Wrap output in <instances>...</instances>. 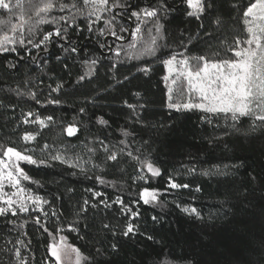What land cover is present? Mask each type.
Instances as JSON below:
<instances>
[{
    "label": "trees",
    "instance_id": "obj_1",
    "mask_svg": "<svg viewBox=\"0 0 264 264\" xmlns=\"http://www.w3.org/2000/svg\"><path fill=\"white\" fill-rule=\"evenodd\" d=\"M118 2L122 6L103 13L89 31L95 17L87 16L91 9L83 0H54L57 7L46 18L65 20L39 25L35 35L26 37L39 42L45 32L68 27L75 17L67 39L53 37L40 49L25 44L17 45L16 52H0V152L10 146L46 161L45 165L21 162L30 177L21 182L32 195L49 201L44 212L30 208L18 216H0V264H16L17 247L28 264H56L48 246L60 236L66 245L79 249L81 264H264V127L258 122L254 126L252 117L233 121L223 114L169 108L163 64L174 53L233 58L229 49L236 47L235 38H247L241 15L249 0H211L213 10L199 20L187 15L184 0H164L167 14L141 25L145 31L136 42L138 59L125 55L131 51L130 23L132 32L140 23L132 12L157 7L161 0ZM11 3L15 6L16 0ZM22 4L24 18L31 16L34 23L40 0ZM61 4L68 7L62 11ZM19 16L15 8L0 9V21L18 23ZM113 16L111 30L124 40L110 38L104 21ZM217 18L221 24L214 22ZM157 24L162 25L160 33L155 32ZM152 36L157 38L155 55L142 54V44ZM117 49H122L119 56ZM143 68L150 70L145 74ZM57 84L61 90L51 92ZM32 92L40 104L29 95ZM50 99L60 102L47 103ZM29 111L53 120H46L44 128L26 124ZM101 118L106 123H100ZM69 126L78 129L72 136L66 132ZM26 132L38 133L36 139L25 142ZM58 153L68 163L51 160ZM112 153L117 161L107 159ZM145 161L159 168L161 175L151 177ZM170 176L190 187L169 188ZM145 187L158 190V201L133 204ZM117 197L140 215L134 220L123 215L114 203ZM100 200L111 207L105 208ZM85 207L87 211H81ZM184 207H195L200 218L182 211ZM36 215L41 216L40 225L34 222ZM129 222L138 232L125 237L122 231Z\"/></svg>",
    "mask_w": 264,
    "mask_h": 264
},
{
    "label": "snow or ice",
    "instance_id": "obj_2",
    "mask_svg": "<svg viewBox=\"0 0 264 264\" xmlns=\"http://www.w3.org/2000/svg\"><path fill=\"white\" fill-rule=\"evenodd\" d=\"M187 4L189 11L187 15L190 17H196L198 20L201 18L202 14L207 11L213 10V3L211 0H184ZM83 5L87 6L91 10L87 13V16H94L95 20L88 24V30L91 31L92 24L103 19V13L111 12L112 8L121 7L118 0H83ZM57 7L54 0H40V5L35 8L34 14L38 18L34 23L31 22V16L28 19L24 18V8L22 0H16L15 6L12 5L11 0H0V9L7 10L9 12L18 10L20 16L18 17V23H13L11 19L7 21H0L3 25L0 28V52H16L17 45L24 47L25 44L31 45L33 48L40 49L42 45L49 42L53 37L60 39H67L68 28L73 27L75 24V17H73L72 24L68 27H55L52 31L45 32L42 39L39 42L34 43L33 39L27 38V36H33L38 30V26L42 24H59L60 21H64L65 17L60 16L59 20L55 17L52 20L46 17L50 14L53 9ZM60 9L63 11L68 7L67 4L59 5ZM71 7L76 8L77 5L73 3ZM239 7V5L235 6ZM78 11L83 12V9H78ZM168 6L161 0V4L157 7H151L141 9L140 11H133L132 16L137 17L140 23L137 24L135 30L131 33L132 43L128 45L131 51H126L125 55L132 59H138L137 53V40L141 37L142 33L145 31L141 27L147 20L159 18L161 13L167 14ZM87 16L85 18H87ZM143 17L144 19H140ZM115 17L113 16L110 20H105L104 22L109 25L110 34L112 36H117L115 30H111L114 27ZM241 21L245 26V31L247 33V38L241 40L239 37L235 38L236 47L229 49L233 53V58L230 59H208L204 56L196 58L197 63L195 68L190 63L187 56H183L178 59L177 55L174 53L169 58L163 61V64L167 67L169 74L177 73V78L183 77L186 79L188 84L189 93H195L199 97V102H185L183 104L172 103L168 104L169 108H175L176 110H193L199 109L205 113L219 116L223 114L225 117H230L233 121H238L241 117H252L253 125L255 126L257 122L260 126L264 127V0H249L246 7L242 9ZM216 24H221L222 21L217 18L214 21ZM203 27V25H201ZM162 25L157 24L155 26V32L160 33ZM121 32L127 31V29L121 28ZM148 33H151L153 29H146ZM103 33L104 29H100ZM62 33L64 35H62ZM119 40H124L123 35L117 36ZM157 38L152 36L150 40L142 44V54L155 55L157 51ZM122 49L116 50V55H120ZM67 51V50H66ZM72 52H76V48L71 49ZM93 65L97 61L93 60L91 62ZM179 65V68H177ZM113 67H116L113 64ZM148 68L140 69L145 74L149 71ZM81 81L85 79L84 76L79 78ZM127 79V77H125ZM165 81L169 79V76L164 77ZM176 79L172 80L175 84ZM62 85L57 84V86L51 89V92H59ZM169 100L172 99L173 88L169 87ZM32 99L36 100L37 104L41 102L36 99V93H29ZM60 101L50 99L47 103L58 104ZM127 103V102H125ZM129 108L134 106L128 104ZM81 112L84 109H80ZM32 118V119H28ZM51 122L53 117L48 116L46 118H41L38 114H34L29 111L27 117L24 119V123H36L40 127H47L45 121ZM100 123H106L102 118ZM78 129L74 126H69L66 128V132L69 136L74 135ZM38 134V133H37ZM33 133H25L22 139L25 142L33 141L36 139V135ZM47 147V145H45ZM105 152H111L108 147L104 148ZM129 156L132 155L131 152L128 153ZM108 160L117 161L118 156L115 153L108 155ZM51 160L60 161L61 163H68L67 159L62 157L61 154H55L51 156ZM24 161L33 165H45L46 161L43 159H35L32 155H27L24 152L17 150L14 147H6L0 152V216L12 215L18 216L21 213H29L33 209H30L29 202L35 206L34 211L44 212L43 205L48 204L49 201L44 199L39 195H32L29 190L21 187V178L23 180H29L30 177L24 172V169L20 167V162ZM72 166V165H70ZM144 166L147 172L151 174V177H159L161 171L159 168L155 167L153 163L149 161L144 162ZM139 179H145L144 176L138 177ZM100 183H103L99 177L96 178ZM5 182L11 188L16 189V191L11 194L4 191ZM168 187L171 189H188L190 185L177 183L173 177H169ZM88 191H91L90 189ZM196 191H200L197 187ZM94 196L101 197L102 193L94 192ZM16 197V199H13ZM138 201H143L144 204H152L158 201V190H149L145 187L142 191L138 193V200H133L132 203L135 204ZM115 204H119L121 207L119 211L126 217H130L134 220L140 215L139 211H134L131 207L124 203L121 197H117ZM85 205H89L88 200L84 201ZM100 204H103L105 208L111 207V205L105 203L104 200H100ZM91 207H96L95 204L90 205ZM81 211L86 212L87 207L82 208ZM185 213L189 215H195L198 219L200 218V213L195 207L189 208L184 207L182 209ZM44 215H48L44 213ZM55 212H52V216H56ZM156 220V217H153ZM34 222L37 225L41 224V216L36 215L34 217ZM105 228H109V225H104ZM69 228H73V225H69ZM47 231V228H45ZM59 232L60 229H57ZM138 232L137 226L129 222L126 224L122 231V235L129 237L135 235ZM115 234V233H113ZM152 239V237H148ZM66 238L60 236L58 242L51 243L48 246L51 257H54L56 264H62L63 258L68 256L69 253H75L76 264H81L82 257L80 255L79 249L72 248L65 244ZM18 244H23V241H17ZM113 249L116 245L112 246ZM16 259V264H28V258L24 256L21 249L17 247L14 252ZM194 264V262H193Z\"/></svg>",
    "mask_w": 264,
    "mask_h": 264
},
{
    "label": "rangeland",
    "instance_id": "obj_3",
    "mask_svg": "<svg viewBox=\"0 0 264 264\" xmlns=\"http://www.w3.org/2000/svg\"><path fill=\"white\" fill-rule=\"evenodd\" d=\"M177 57H178V59H180L183 57V55L177 56ZM188 58L190 60L191 65L193 66V68H195L196 63H197L196 58H192V57H188ZM177 68H179V65H177ZM165 70H166L165 76H169V79L167 81H165L167 89H169V87L173 88V92L171 94L172 99L170 102L178 103V104H183V103L189 102V101L194 102V103L199 102V97L197 94L189 93L188 84H187V81L185 78H183V77L177 78L178 74L175 72L172 74H169L166 66H165ZM173 79H176V81H177L175 84L172 83ZM196 110H199V109H196ZM21 162H23V161H21ZM21 187H23L22 182H21ZM4 191L11 194L12 192L16 191V189L9 187L7 185V182H5ZM13 199H16V197H13ZM0 206H4V205L0 204ZM29 207L33 208V209L35 208V206L31 204V202H29ZM62 264H76L75 253H69L68 256H65L63 258Z\"/></svg>",
    "mask_w": 264,
    "mask_h": 264
},
{
    "label": "water",
    "instance_id": "obj_4",
    "mask_svg": "<svg viewBox=\"0 0 264 264\" xmlns=\"http://www.w3.org/2000/svg\"><path fill=\"white\" fill-rule=\"evenodd\" d=\"M132 30H133V25L130 23V27L128 29V37H127V40L130 39ZM110 38L116 39L114 36H110Z\"/></svg>",
    "mask_w": 264,
    "mask_h": 264
}]
</instances>
